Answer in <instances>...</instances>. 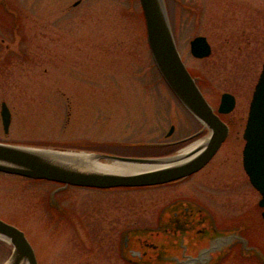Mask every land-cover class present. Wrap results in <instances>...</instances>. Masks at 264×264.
I'll use <instances>...</instances> for the list:
<instances>
[{
	"label": "rangeland",
	"instance_id": "rangeland-1",
	"mask_svg": "<svg viewBox=\"0 0 264 264\" xmlns=\"http://www.w3.org/2000/svg\"><path fill=\"white\" fill-rule=\"evenodd\" d=\"M164 1L180 56L207 101L216 109L224 91L236 97L232 114L243 117L232 124L222 149L241 144L235 130L241 136L264 61V0ZM5 2L15 14L0 3V105L5 101L11 111L6 134L0 119V141L101 153L124 150L109 141L165 140L170 125L176 138L202 127L157 70L138 0ZM199 34L212 47L204 58L190 53L189 41ZM202 134L195 140L208 136ZM230 178L234 184L223 187ZM57 186L0 172V218L25 233L38 264H127L117 254L118 229L153 226L157 211L178 194L202 199L223 220L244 216L264 256L260 194L246 177L197 176L142 188L68 186L58 195L66 214L47 204ZM10 252L0 239V264ZM256 255L221 264H264Z\"/></svg>",
	"mask_w": 264,
	"mask_h": 264
},
{
	"label": "water",
	"instance_id": "water-1",
	"mask_svg": "<svg viewBox=\"0 0 264 264\" xmlns=\"http://www.w3.org/2000/svg\"><path fill=\"white\" fill-rule=\"evenodd\" d=\"M0 3L5 10L14 12L5 0H0ZM139 3L145 23L147 44L157 70L178 101L202 124V130L208 129V137L185 154L180 152L161 158L127 157L0 142L1 172L58 182L62 184V188L68 185L91 188L135 187L158 185L184 178L210 160L228 131L219 114L227 113L234 108L235 97L230 92H223L215 111L180 56L170 27L165 1L139 0ZM189 44L190 52L195 57L202 58L211 53V45L204 35L193 37ZM0 115L3 129L7 132L10 111L5 102L1 103ZM243 138L245 139L242 151L243 166L251 184L261 195L258 201L259 206L264 207V61L252 93ZM70 153H84L99 164L133 163L155 167L139 172L85 169L77 166L76 159ZM261 214L264 219V210ZM149 230L150 228H143L133 234L149 235ZM0 239L11 245V252L3 264H38L34 249L24 232L1 218ZM127 242L128 235L123 237L125 249ZM243 245L246 248L245 243ZM151 247L152 243L148 241V244L142 248L143 252L140 251L141 248L127 249L125 253L130 255L126 257L134 260L133 258L146 254V250L149 251ZM250 249L259 258H263L257 249L253 247ZM194 260L196 258H193L192 262ZM147 262L148 264H167L162 260L153 261L152 258Z\"/></svg>",
	"mask_w": 264,
	"mask_h": 264
},
{
	"label": "flooded vegetation",
	"instance_id": "flooded-vegetation-1",
	"mask_svg": "<svg viewBox=\"0 0 264 264\" xmlns=\"http://www.w3.org/2000/svg\"><path fill=\"white\" fill-rule=\"evenodd\" d=\"M192 75L196 76L195 74ZM197 79L198 78H196V82L198 83ZM232 113H234V109L225 114H220V118L226 124L228 131L217 151L204 166L184 178L163 184L151 185L149 187L177 185L188 182L192 177L197 176L246 177L249 181V176L244 169L242 160V149L244 145L243 131L240 136V129L235 130L237 139L240 138L241 141L243 140L241 144H231L230 147L222 149L226 139L231 133L232 124H240L243 117L240 114L238 115V118L234 115L235 113ZM174 131L175 126L170 125L165 133V140L162 141H151L146 143L109 141L106 143H113L124 150L102 151V153L127 157H167L178 152L177 149L179 147L175 146L179 143L187 145L192 140H195L198 137H203L201 136L202 133V135L208 134V131L202 130V127L200 126H198L192 133L180 138H176L173 135ZM173 147H175L174 149L176 150L171 153L170 150ZM148 150H151V152H147ZM229 169H232L233 172L228 171ZM238 171H241V175L238 174ZM231 182L234 184L232 178H230L229 181L226 180L225 184L222 183L223 187L229 188ZM57 185L59 186L60 184ZM63 191L64 190L57 189L55 191H50L48 195V207L56 211L57 214H66V208L58 197L59 193ZM213 192L214 191H210V194ZM172 197V200L157 211L154 225L146 226L147 228H150L148 231L149 235L138 236L133 234L138 231L136 229L138 227L136 226H128L118 229L115 238L117 242V254L124 263L148 264L147 260L152 258L153 261L162 260L163 262H167V264H187L193 260V258H196V260H194L195 264H221L230 257H243L248 246H258L255 245L249 237L248 232L250 226H248V222H246L244 216L239 219H224V221L221 213L215 211L211 206L204 203L202 199L179 194ZM126 235H128V242L125 249L123 245V237ZM148 241L152 243V247L149 251L146 250V254H141L139 257L133 258L134 260L126 257L130 254H126L125 250L127 251V249L130 248L138 250L141 248L140 251L143 252L144 249L142 248L148 244ZM244 243L247 246L246 248L242 247Z\"/></svg>",
	"mask_w": 264,
	"mask_h": 264
},
{
	"label": "bare ground",
	"instance_id": "bare-ground-1",
	"mask_svg": "<svg viewBox=\"0 0 264 264\" xmlns=\"http://www.w3.org/2000/svg\"><path fill=\"white\" fill-rule=\"evenodd\" d=\"M204 139L197 140L196 142L184 146L178 149V153L182 152L183 154L187 153L193 146L198 145ZM73 155V158L76 159L75 162L78 167L85 168V169H106V170H114V171H121V172H139L144 171L146 169H152L154 165H145V164H133V163H107V164H99L92 160L89 155L84 153H70Z\"/></svg>",
	"mask_w": 264,
	"mask_h": 264
}]
</instances>
